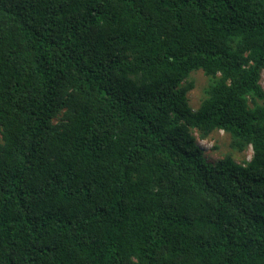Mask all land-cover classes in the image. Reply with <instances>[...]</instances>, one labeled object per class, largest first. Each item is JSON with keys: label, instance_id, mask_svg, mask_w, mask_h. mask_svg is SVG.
<instances>
[{"label": "trees", "instance_id": "16d2710c", "mask_svg": "<svg viewBox=\"0 0 264 264\" xmlns=\"http://www.w3.org/2000/svg\"><path fill=\"white\" fill-rule=\"evenodd\" d=\"M263 71L264 0H0V264H264Z\"/></svg>", "mask_w": 264, "mask_h": 264}, {"label": "rangeland", "instance_id": "374dc122", "mask_svg": "<svg viewBox=\"0 0 264 264\" xmlns=\"http://www.w3.org/2000/svg\"><path fill=\"white\" fill-rule=\"evenodd\" d=\"M189 80L193 83V87L187 93L189 104L196 107L208 87L209 78L201 69H197L190 73ZM260 84L264 90V71L260 77ZM193 134H195L197 143L202 148L204 158L208 162H214L225 155H230L236 162L248 161L251 157L250 146L238 150L230 145V135L222 130H215L205 138H200L196 131H193Z\"/></svg>", "mask_w": 264, "mask_h": 264}]
</instances>
